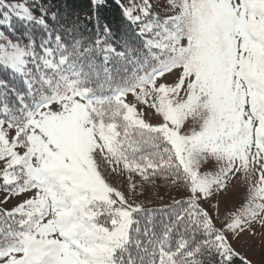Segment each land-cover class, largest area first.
<instances>
[{
  "label": "snow or ice",
  "instance_id": "snow-or-ice-1",
  "mask_svg": "<svg viewBox=\"0 0 264 264\" xmlns=\"http://www.w3.org/2000/svg\"><path fill=\"white\" fill-rule=\"evenodd\" d=\"M108 2L89 0L96 35L85 40L79 14L62 24L68 3L0 0V180L31 194L0 209V264H233L229 234L264 227V0H168L163 19L149 0L121 6L141 41L122 50L101 26ZM13 20L24 28L15 38ZM98 156L129 191L134 175L161 177L188 199L157 221L108 183ZM210 158L219 170L201 173ZM237 174L247 201L217 229L199 202Z\"/></svg>",
  "mask_w": 264,
  "mask_h": 264
},
{
  "label": "rangeland",
  "instance_id": "rangeland-1",
  "mask_svg": "<svg viewBox=\"0 0 264 264\" xmlns=\"http://www.w3.org/2000/svg\"><path fill=\"white\" fill-rule=\"evenodd\" d=\"M154 6L153 13H158L160 17H166L173 15L168 0H149ZM6 2H20L33 5L34 0H6ZM140 5L142 0H119V3L128 8L132 3ZM35 11V8L33 9ZM19 21L13 20V26L15 32L9 33L13 38L18 36ZM179 70L172 74L166 75L163 80L169 84L173 83ZM0 78H3V73H0ZM16 86L17 83L13 82ZM127 102H134V97L128 94L126 97ZM138 110L143 114V119L153 125L161 122V118L155 113V110L149 109L144 105H137ZM190 121L185 125V131L189 130ZM100 163V170L102 171L105 179L113 187L122 191L125 196L131 201L141 204L144 208L161 207L169 203V199L166 193L162 189V185L159 181L152 177V182H146L141 179L140 176L134 175L132 182L135 184L134 191H129V181L125 175H120L118 172H113L111 167L103 161V159L97 157ZM220 165L214 160L209 159L201 166V173L215 174L219 170ZM248 181H246L242 174H237L235 178L230 179L226 189L222 191H214L213 195L206 199L200 200V206L206 210L211 217L214 225L221 229L226 222L230 221L231 215L241 209L247 201L248 193ZM31 194L26 193L19 196H12L6 192L2 187V180H0V201H3L6 197H10L7 203H0V209L11 210L19 203H22ZM254 233V234H253ZM229 240L232 247L237 253L239 258L243 257L251 262V264H264V227L259 224H253L250 231H245L238 238H233L229 234Z\"/></svg>",
  "mask_w": 264,
  "mask_h": 264
},
{
  "label": "trees",
  "instance_id": "trees-1",
  "mask_svg": "<svg viewBox=\"0 0 264 264\" xmlns=\"http://www.w3.org/2000/svg\"><path fill=\"white\" fill-rule=\"evenodd\" d=\"M49 4H54L59 7L61 10L64 9L66 3L72 6L71 14H66L62 18V24L64 27H71L76 14H79L81 21H84L81 31L85 40H93L96 35V25L94 21H85V14L89 10V0H47ZM34 3V2H32ZM121 4H117L116 0H109L107 7L101 14V26L107 24L112 29V36L108 38V42L113 46L117 47L118 50H122V46L127 43L132 46H138L141 41L140 38L135 35V26L127 21L123 15ZM123 8H125L123 6ZM18 25V36L24 31L22 24L19 22ZM61 34L64 36L66 41L71 40V35L63 31L61 28ZM101 39H104L101 36ZM111 67V65H109ZM4 78V77H3ZM17 87H23L22 82L17 78L15 81ZM159 181L162 185V189L166 193V196L169 199L167 205L161 207H151L144 208L145 211L155 209L157 210L155 214V219L157 221H167L169 218L168 210L174 205L175 201H186L189 196V192L186 188L179 185L173 186L170 180H166L161 177H153ZM201 207V206H200ZM202 208V207H201ZM216 227V226H215ZM217 228V227H216ZM218 229V228H217ZM233 264H243V261L239 257H234Z\"/></svg>",
  "mask_w": 264,
  "mask_h": 264
}]
</instances>
